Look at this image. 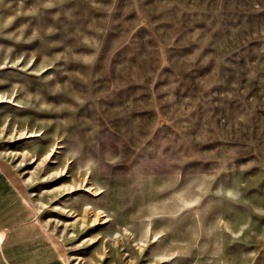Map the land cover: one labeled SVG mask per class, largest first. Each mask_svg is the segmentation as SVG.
I'll list each match as a JSON object with an SVG mask.
<instances>
[{
    "label": "rangeland",
    "instance_id": "374dc122",
    "mask_svg": "<svg viewBox=\"0 0 264 264\" xmlns=\"http://www.w3.org/2000/svg\"><path fill=\"white\" fill-rule=\"evenodd\" d=\"M0 164L65 264H264V0H0Z\"/></svg>",
    "mask_w": 264,
    "mask_h": 264
},
{
    "label": "crops",
    "instance_id": "0c3cea01",
    "mask_svg": "<svg viewBox=\"0 0 264 264\" xmlns=\"http://www.w3.org/2000/svg\"><path fill=\"white\" fill-rule=\"evenodd\" d=\"M0 250L6 264H65L1 164Z\"/></svg>",
    "mask_w": 264,
    "mask_h": 264
}]
</instances>
